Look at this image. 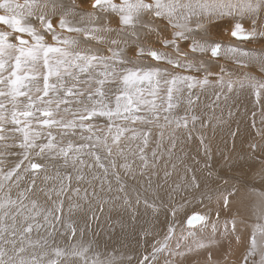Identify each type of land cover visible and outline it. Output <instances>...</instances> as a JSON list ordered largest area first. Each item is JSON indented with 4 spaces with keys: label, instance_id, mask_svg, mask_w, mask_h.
<instances>
[{
    "label": "snow or ice",
    "instance_id": "6c2138e0",
    "mask_svg": "<svg viewBox=\"0 0 264 264\" xmlns=\"http://www.w3.org/2000/svg\"><path fill=\"white\" fill-rule=\"evenodd\" d=\"M85 3L86 0H80V3L77 0L67 3L65 0H24L23 3L18 0H0V10L3 12L0 14V24L11 30H0V163L8 155H14L9 151L13 145L7 141L17 139V134L22 137L18 147L23 150L22 159L14 167L7 172L0 168V190L4 189V182L13 175L17 181L21 179L17 170L22 168L25 161H29V166L23 168L25 173L31 169L35 176L37 171L44 169L45 165L31 162L33 155L50 157L52 160L62 159L64 167L78 168L84 164L81 156L87 152L103 168L104 165L100 163L102 157L95 149L102 146L111 154L112 146H118L126 132L132 133V139L140 138L144 146L148 145L150 132H137L133 128L122 127L117 121L158 124L163 117L168 124L174 122L180 127L183 122L186 127L187 115L173 120L170 119V114L181 101L186 102L190 108L194 104L192 90L197 87H219L221 91L216 93L217 100L221 95L227 98L224 88L230 93L237 88L247 87L258 98L264 95V81L248 75L239 80H226L225 75L230 74H224L223 69L219 79L211 84L208 78L211 73L207 72L203 63L199 66L206 73L203 79L170 72L169 68L159 65L122 67L127 61L122 58L123 48L120 47L121 43L127 46L131 40L137 47L138 56H149L153 61L162 62L173 69H191L194 62L188 59L189 54L210 52L212 57L221 53L230 54L241 67L255 63L264 71V51L225 46L221 42L212 41L209 35L213 21L231 17L233 38L264 39V0H91L90 11L81 6ZM83 13H87V23ZM110 16L118 19L119 31L117 38L109 42L108 34L113 31L108 19ZM244 18L250 21V28L247 30L240 22ZM54 20L57 21L56 27ZM32 21L38 22L39 27ZM190 23H194V26H190ZM57 27L61 31L58 32ZM64 33H76L77 36ZM141 33L144 38H154V42L172 52L145 48L138 43ZM49 34L52 43L45 39ZM81 35L86 42L110 43L107 49L110 55L97 54L90 47L81 49ZM121 37L127 39L121 40ZM182 43L188 45V51L181 50ZM112 84H115V88L110 86ZM61 111L71 113L72 118L66 120L59 115ZM98 117L107 118V133L104 135L99 134L103 129L86 123ZM191 119L195 121L197 117L192 116ZM77 128L87 130L89 135L81 136V139L88 142L73 144L69 141L64 145L52 131L59 129L63 137ZM43 139H46V143L42 142ZM139 152L140 159L147 165L144 147H140ZM155 155L154 150L153 156ZM56 178L61 181L59 187L50 189L48 194L51 195L54 191L59 197L68 189L59 173ZM260 195L264 196V192ZM24 199V192L19 193L17 199H12L11 196L0 197V240H3L5 232L15 236L18 231L22 238L21 247L18 248L15 247V240L5 241L13 245L10 250L12 254L0 244V264H45L42 257L48 256V252H44L42 256L33 254L30 259L24 258L23 239H28L25 234L31 233L33 226L40 227L35 224L34 217L43 213L46 223L63 219L62 215H54L62 213V201L55 208L45 211L36 201H31L30 207L25 205ZM223 199L227 205L228 197L224 196ZM145 206L156 210L147 201ZM12 207H15V212H10ZM172 212L175 215L176 209L173 208ZM17 216L22 217L19 222L16 220ZM6 218L12 220L10 225L6 224ZM206 219L205 215L193 213L187 216L185 223L193 226L206 222ZM217 222L212 224L213 232L216 231ZM65 228L71 229L73 236L75 235L76 230L71 223H67ZM260 231L264 232V227ZM172 233L170 225L164 242L158 248L153 247V259L162 251H168L172 257L186 256V252L180 250L179 241L175 250L168 249L167 241ZM188 234L193 235L191 232ZM28 242L32 243L30 239ZM44 245H47V241H44ZM197 247L205 248L206 245L198 243ZM192 250L187 247L188 252ZM51 252L56 259H48L46 264H58V261L59 264H79L80 260L83 264H89L88 248L81 244L70 245L67 249L55 247ZM257 256L258 260L255 259ZM61 257L65 259L60 260ZM74 257L79 259H73ZM248 257H252V264H264V244L257 243L255 229L247 249L246 259ZM209 262L212 264L211 257ZM92 264L99 262L93 260ZM139 264H149V258L144 257ZM165 264L172 262L166 260Z\"/></svg>",
    "mask_w": 264,
    "mask_h": 264
},
{
    "label": "bare ground",
    "instance_id": "6f19581e",
    "mask_svg": "<svg viewBox=\"0 0 264 264\" xmlns=\"http://www.w3.org/2000/svg\"><path fill=\"white\" fill-rule=\"evenodd\" d=\"M77 2L80 3V0ZM90 3L91 0H86V3L81 6L90 11ZM82 15L85 16V23H87V13ZM76 19L79 20V17ZM108 19L113 29L108 34L110 42L111 39L117 38L119 24L114 16ZM240 22L246 30L250 28V21L246 18L240 19ZM232 23L231 17L213 21L209 29L211 40L243 50L264 51V39L233 38L231 36ZM190 26H194V23H190ZM0 30L11 31L2 24H0ZM64 34L71 35V33ZM25 38L27 39V36ZM80 39L81 49L90 47L97 54L109 53L107 49L110 43L86 42L82 35ZM123 39L127 38L121 37V40ZM138 43L147 48L150 46L160 51L172 52L171 49H165L160 43L154 42V38H144L143 33ZM120 47L123 48L122 58L127 61L122 67L159 65L162 68H169L170 72L203 79L206 73L199 67L203 63L207 72L211 73L208 77L211 84L219 79L222 74L221 69L224 74H230L225 75L226 80H239L248 75L264 81V71L260 70L259 65L250 63L247 67H241L230 54L221 53L217 57H212L210 52L189 54L188 59L194 62L193 68L173 69L162 62L153 61L149 56H138L137 47L131 43V40L127 46L121 43ZM181 50L188 51V45L182 43ZM220 91L219 87L213 86L195 88L192 90L194 104L190 108L186 102L181 101L170 114V119L175 120L177 117L187 115L186 127L183 122L180 127H177L174 122L168 124L161 117L158 124L152 123L155 127L153 126L154 130L151 133L149 124L138 123L136 125L138 132H150L147 146L143 145V140L140 138H131L129 143L126 141V144L116 151L118 165L110 163L108 168L109 172L114 173L115 176H106L99 170H94L91 174L92 190L85 196L72 199L68 207L63 208L62 213H54V215H62L61 221L46 223L44 219L39 218L35 220V224H39L40 227L33 226L31 233L25 235L44 232L46 236L44 239L65 249H67L66 246L81 244L88 248L89 264H92L93 260L98 261L99 264H105V259L99 260L101 256H106L107 260L113 261L111 264H138L144 253H147L149 261L153 260L152 264H165L166 260L172 264H207L209 257H211L212 264H252V257L246 259V256L254 229L257 243L264 244V232L260 231V228L264 227V196L260 195L264 192V184L245 183L247 188H243L238 184V182L243 183L238 173L248 177L253 171L260 170V167H256V163H259L258 158L264 159V149L256 150L255 135L250 133L256 129L264 132V125L250 124V115L254 113V110L258 113L251 116L253 121L260 118L259 113L264 114V95L258 98L247 87L237 88L230 93L227 88H224L223 92L226 93L227 98L221 95L217 100L216 93ZM186 95L187 92H185ZM192 116L197 119L193 121ZM91 122L97 126V129H103V132H106L107 118L98 117ZM120 122L123 121H117V123ZM228 140L231 143L224 145ZM159 141L165 145L160 144L161 147H159ZM210 141L220 146L216 147L210 144ZM259 143L264 145V134ZM139 146L144 147V156L148 162L155 160L160 162V159L171 161L172 175H169L167 186L164 188L160 177L157 179L152 177L148 183V176L144 173L148 169L144 168L146 165L140 159ZM154 150L155 156H153ZM225 151L229 157L227 162L219 160L221 153ZM124 164L129 167H121ZM72 169L75 168L72 167ZM119 172L140 187L139 197H132L131 194H137L136 187L132 184L124 186ZM157 173L158 171L154 169L153 176ZM46 175L47 173L43 179ZM155 182L158 183L155 184ZM224 196L228 197L227 205L224 204ZM0 197H2L1 194ZM145 201L154 205L156 210L146 207ZM73 205L78 207H72ZM210 207L214 209L211 210ZM173 208L176 209L175 215L172 212ZM192 213L205 215L206 222L188 226L185 221ZM234 214L242 217L232 218ZM217 215L219 216L216 219L212 218ZM240 218H242L241 222L232 231L233 221L237 224ZM96 219L99 223L106 224L105 229L97 231L93 226ZM62 221L63 227L59 230L58 236L52 238L54 228ZM174 221L177 224L172 225ZM226 221L227 225H225ZM214 222H217L215 232L212 231ZM67 223H71L72 228L76 230L74 236L71 229L66 230ZM170 225L173 229H179L182 232L181 237L183 236L184 239H180V250L185 251L186 256L172 257L168 251H162V253H157L153 259L152 240L156 237L160 239L169 230ZM185 227L195 232L196 235H189L185 232ZM145 232L147 234H144ZM34 238L36 237L32 236L30 240ZM11 240L16 241L15 246L19 245L21 236L18 231L15 236L5 232L3 240H0V244L9 252L13 245L5 241ZM198 243H204L206 247L198 248ZM168 244H170L169 249H176L175 242L169 241ZM187 247L193 250L188 252ZM44 252L48 251H38L35 254L42 256ZM32 254L29 253L28 256ZM49 256L48 252V256L43 258H49ZM73 259L78 260L79 258L74 257ZM255 259L258 260L259 257ZM79 264H83V261L80 260Z\"/></svg>",
    "mask_w": 264,
    "mask_h": 264
},
{
    "label": "rangeland",
    "instance_id": "374dc122",
    "mask_svg": "<svg viewBox=\"0 0 264 264\" xmlns=\"http://www.w3.org/2000/svg\"><path fill=\"white\" fill-rule=\"evenodd\" d=\"M18 2L23 3L24 0H18ZM65 2L66 3L70 2V0H65ZM0 14H3L2 10H0ZM34 24L37 28L39 27L38 22L34 21ZM53 24H54V27H56L57 21L54 20ZM58 29L59 28L57 27L58 32L61 31ZM71 35L76 36V33H71ZM45 39L49 43H52L50 34L46 35ZM144 47H146V46H144ZM149 47L150 46H148V48ZM106 55H110V53H108ZM196 73H197V71H196ZM41 85H42V80H41ZM110 86L115 88V84H112ZM197 88H199V87H197ZM161 95H163V93H161ZM21 99H23V98H21ZM149 99H150V97H149ZM7 106L11 107L10 105H7ZM253 112L254 113L250 115V124L251 125L255 124L257 126H263L264 125V114L259 113V117L261 119L259 118V119H257V121H253V120H251V116L258 113L257 110H254ZM59 115L64 116V118L66 120L72 118L71 113L66 114L63 111H61V113ZM57 118H59V117H57ZM86 123H92V122L88 121ZM138 123L139 122L132 123V122L123 121V122H120L119 124L122 127L133 128L138 132V128L136 126ZM149 125H150L149 130L151 133H153L155 126L153 124H149ZM9 127H11V125H9ZM105 129H107V127ZM52 131H53L54 135L56 136L57 140L62 141V143L64 145H66L67 142H69V141H71L73 144H82V143L88 142L84 139H81V136L87 137L89 135V133L86 130H81V129L77 128V129L73 130L72 132H70L68 135H65L63 137L61 136L59 129H52ZM104 133L106 134L107 130H106V132H100L99 134L104 135ZM250 133L255 135L254 137H255V140L257 141L256 150L262 151V149H264V145H261L259 142H260V138L262 137L264 132L260 129H256L255 131H250ZM131 137H132V133L130 131L126 132L124 134V136L121 137V140L119 141V145L118 146H115V145L112 146L111 154H109V152L105 148H103L102 146L97 147L95 149L96 153L102 157L100 163H102L104 165L103 168L100 167L99 164H97L94 156L87 154V152H85V154L81 156V159L84 161V164L79 165V167L75 168V169H72L71 166L64 167L62 159L52 160L50 157H36L33 155L31 162L41 163V164L45 165L44 169L37 171L35 176L32 174L31 169H29V171L27 173H25L23 171V168L29 166V161H25L22 168L17 170V172L21 175V179L19 181H17L16 176L13 175V177L10 180L4 182L5 187L3 190H0V194H1V196H4L5 194H7V196H11L12 199H17L19 193L24 192L25 199L23 202L25 205H28L30 207L31 201H36L37 204L41 208H43L45 211L49 208H55L57 206V204H59L60 201H62L63 202L62 203V211H63V208L68 207V203L72 199L77 198V197H81V196H85L86 194H88L92 190L91 174L94 170H99L102 174H104L106 176L107 175L115 176L114 173H110L108 170V168L110 167V163H112L113 165H118V159H117L116 151L121 149L126 144V141H127V143H129ZM20 139H22V137L19 136V134H17V139L7 141V143L13 145V147H11L9 149V151L11 153H14V155H8V157H6L3 160V163H0V168H2L4 172H7L10 168L14 167L15 164L22 159L21 153L23 150L18 147V143H19ZM160 141H159V147H161L162 145L164 146L165 144H163V142L160 143ZM42 142L46 143V139H43ZM230 143H231V141L228 140V142L225 143L224 145H229ZM109 144H111L110 138H109ZM160 144H161V146H160ZM210 144H214L216 147L220 146L219 144L214 143L213 141H210ZM37 151H38V149H37ZM241 153H244V152H241ZM263 155H264V153H263ZM139 156H140V154H139ZM228 159H229V157H227V152L226 151L222 152L220 157H219V160L223 161V162H227ZM258 162L259 163H256V167H260V170L253 171L248 177H245L242 174L237 172L243 181V183L238 182V184L240 186H242L243 188H247V185L245 183H249L250 185H256L258 183L264 184V159L259 157ZM170 164H171V161L169 159H160V162H158L157 160L152 161V162L149 161L147 163V165L144 167V168L148 169V171L144 172L148 176V183L150 182L152 177L155 179L160 177L162 187L164 188L165 186H167L168 177H169V175H172ZM105 168L107 169V171H105ZM216 168H217V166H216ZM154 169H156L158 171V173L153 176ZM57 172L59 173V177L63 180L64 185L68 189L66 192L62 193L59 197H57V195L54 191L51 193V195L48 194L50 189L59 187V184L61 181H60V179L56 178L57 174H58ZM46 173H47L46 177H48L47 180L45 178L43 179V177ZM119 175H120V180L123 181L124 186H127V184H132L136 187L137 194H131L132 197L133 198L139 197L138 191L140 190V187L138 185L134 184L133 182H131L127 177L123 176L121 174V172H119ZM69 176L71 177V179H68ZM77 177H80V178L78 179ZM114 178H117V177H114ZM157 183L158 182H155V184H157ZM26 189H30V190L25 191ZM77 189H79L78 192L76 191ZM53 201H55L56 203L54 204ZM205 209L206 208H204V210ZM210 209L213 210L214 208L210 207ZM15 210H16L15 207H12L10 209V212H15ZM56 214H59V213H56ZM192 214H190V215H192ZM218 216L219 215L213 216L212 218L216 219ZM233 216L234 217H232V218H237V216L242 217L239 214H234ZM39 218L44 219L43 213L39 216L34 217V221L39 219ZM21 219H22V217H20V216L16 217L17 222H19ZM241 220H242V218H240L239 222L237 224H235L234 229L241 222ZM5 222H6V224L10 225L12 223V220L10 218H6ZM29 222H31V221H29ZM53 222L56 223V221H53ZM175 224H177L176 221H174L172 223V225H175ZM26 226H27V224H25V227ZM93 226L97 229V231H101V230L105 229L106 224L99 223V221L96 219ZM62 227H63V221L60 224H58L56 228H54V234H53L52 238H56L58 236V232ZM232 231H233V229H232ZM185 232H187V233L191 232V233H193V235H196L195 232L191 231L187 227H185ZM181 234H182V232L179 231V229H173L172 236L167 241L168 249L170 248V244H168L169 241H173L176 244L178 241L181 242V240H180ZM166 235H168V231L165 232L164 235L162 237H160V239L158 237L153 239L152 240L153 247L154 246L157 248L160 247L161 243L164 242V237ZM32 236L36 237L32 241L37 240L39 238H42V239L37 240V241H39L38 244L36 243L37 241H34L32 243L27 244L28 239L32 238ZM26 237H28V239H23V247H24L25 251L22 254L25 259H30L32 257V255L37 253L38 251H48L50 253L49 258H43L42 257L45 260V264H46L48 259H56L55 254L53 252H51V249L55 248V247H60V246L53 245L49 240L44 239L46 237L44 232H40V233H36V234L33 233V235H26ZM21 241H22V238H21ZM44 241H47L46 246L44 245ZM15 247H17V248L21 247V242L19 243L18 246H15ZM68 247L69 246H66V248H68ZM153 247H152L151 251H153ZM29 253H33V254L31 256H28ZM158 253H162V252H158ZM9 254H12V253L9 252ZM37 256H39V255H37ZM141 256L142 257L140 258V261L144 257H147V253H144V255H141ZM164 256H165V254H164ZM93 257H94V255H93ZM63 259H65V258H63ZM63 259H62V257L60 258V260H63ZM102 259H105V264H111L113 262V261L107 260L106 256H101L99 258V260H102ZM152 261L153 260L149 261V264H152ZM58 263H59V261H58ZM207 264H210V263L208 262Z\"/></svg>",
    "mask_w": 264,
    "mask_h": 264
}]
</instances>
